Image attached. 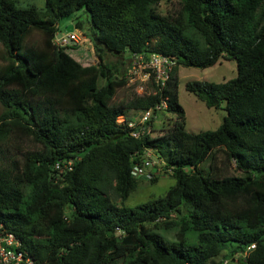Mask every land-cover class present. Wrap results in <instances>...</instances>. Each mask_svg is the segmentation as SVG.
Segmentation results:
<instances>
[{"label": "trees", "instance_id": "obj_1", "mask_svg": "<svg viewBox=\"0 0 264 264\" xmlns=\"http://www.w3.org/2000/svg\"><path fill=\"white\" fill-rule=\"evenodd\" d=\"M160 1L43 0L38 9L0 0V232L34 264H264V0H182L172 19L154 12ZM81 11L87 25L76 17L73 29L97 65L54 43L59 20ZM32 31L39 46L25 44ZM105 53L174 65L162 88L151 79L152 91L115 102L126 74ZM221 60L235 61L236 77L185 90L226 115L213 131L189 133L177 67ZM131 110L140 116L128 119ZM219 150L239 176L213 165ZM151 152L173 184L117 205L138 185L135 167L156 166Z\"/></svg>", "mask_w": 264, "mask_h": 264}, {"label": "rangeland", "instance_id": "obj_2", "mask_svg": "<svg viewBox=\"0 0 264 264\" xmlns=\"http://www.w3.org/2000/svg\"><path fill=\"white\" fill-rule=\"evenodd\" d=\"M17 3L21 7L35 6L38 9L43 8V0H17ZM182 0H162L159 4L154 7V12L160 16H165L168 18H174L181 11ZM78 17V20L87 25V18L84 12H77L75 15L61 18L58 23V32L60 35H69L68 33H74L72 35L78 36L79 44L77 46H71L69 50V55L82 66L97 65L99 60L92 51V46L90 40L81 34L79 31L72 30L67 32L66 28L70 25H74V18ZM58 34V35H59ZM43 41V35L40 32L32 31L26 37V46H39ZM2 50L0 46V51ZM105 59L107 63L114 64L123 68L126 74V85L119 88L114 97L115 102L121 100H129L135 95H142L152 91V82H148L144 77V68L136 66L132 69L133 61L131 57L126 54H122L121 57L113 55L110 53H105ZM2 64L0 58V65ZM139 66H143L142 64ZM178 72V102L183 107L186 113V130L189 133H199L202 131H213L219 127L222 122L223 117L226 115L225 111L222 109L207 108L205 104L198 100L194 95L190 94L185 90V83L188 81H207L214 83H221L236 77V63L235 61H224L221 60L212 67L206 69H198L191 67H177ZM131 70V72L129 71ZM128 71L129 75L128 76ZM134 71L135 73H132ZM149 80V79H148ZM148 82V83H147ZM101 86V83L99 82ZM142 89V91H141ZM128 119L139 117L138 111H128ZM163 116V115H161ZM165 122H169L170 114H165ZM122 116L117 118V122H122ZM160 119L157 118L156 125L159 123ZM157 128H155L156 130ZM153 136L159 134L158 132H153ZM152 160L156 157L152 152L150 153ZM215 159H212L213 165L218 169L220 173L225 175L239 176L235 168V163L233 161H228L225 155L219 150L214 154ZM155 162V167L147 170L146 175L139 177L138 185L136 189L129 195L126 201H122L120 198H113L117 205L124 206H135L136 204L146 202L148 200L155 199L165 193V191L173 184V179L169 173L162 170V164ZM210 159H208L203 167H207L210 164ZM155 179V181H153ZM168 238H173V234L168 235ZM238 258L234 257L233 261L229 264H240L237 261Z\"/></svg>", "mask_w": 264, "mask_h": 264}, {"label": "built area", "instance_id": "obj_3", "mask_svg": "<svg viewBox=\"0 0 264 264\" xmlns=\"http://www.w3.org/2000/svg\"><path fill=\"white\" fill-rule=\"evenodd\" d=\"M58 27V26H57ZM59 32L55 33L54 43L57 46H66V45H77L79 44L78 36L72 35L74 33H68L69 35H58ZM143 66H139V65ZM174 65V62L170 57L162 56L159 54H152L149 57V60L146 62H143L142 57H136L133 58V66L132 69H135L136 66L144 68L145 73L144 77L149 82L151 79H153V82L156 84V86H159L162 88L165 85V81L169 77V72L171 71L172 67ZM131 72V70H129ZM128 71V76L129 75ZM132 73H135L132 71ZM149 79V80H148ZM147 82V83H148ZM142 91V89H141ZM143 92V91H142ZM166 103L162 102L158 104L155 109L156 111H160L161 109L166 108ZM153 110H147L142 116L140 122H145L152 114ZM123 121V120H122ZM128 126L131 128L134 126V123L128 124ZM139 133H133V136H138ZM140 135V134H139ZM153 163H150L149 161H145L144 167H135V169L132 171V175L134 177H141L146 175L147 173V166L152 165ZM71 166V160L67 161L65 163V168L70 170ZM57 168H59V165H57ZM20 245L19 240L11 233L4 234L3 232H0V264H34L35 262L28 257H24V254L21 252H17L15 248H17ZM252 245L250 248H253Z\"/></svg>", "mask_w": 264, "mask_h": 264}, {"label": "water", "instance_id": "obj_4", "mask_svg": "<svg viewBox=\"0 0 264 264\" xmlns=\"http://www.w3.org/2000/svg\"><path fill=\"white\" fill-rule=\"evenodd\" d=\"M66 30H67V32H71V31L73 30V26H72V25L68 26V27L66 28Z\"/></svg>", "mask_w": 264, "mask_h": 264}, {"label": "crops", "instance_id": "obj_5", "mask_svg": "<svg viewBox=\"0 0 264 264\" xmlns=\"http://www.w3.org/2000/svg\"><path fill=\"white\" fill-rule=\"evenodd\" d=\"M186 122H187V118H186Z\"/></svg>", "mask_w": 264, "mask_h": 264}]
</instances>
